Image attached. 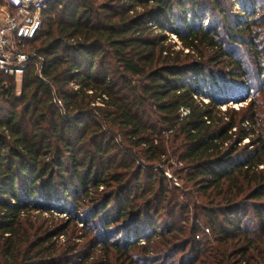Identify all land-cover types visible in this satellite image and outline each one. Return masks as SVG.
<instances>
[{
    "label": "trees",
    "instance_id": "16d2710c",
    "mask_svg": "<svg viewBox=\"0 0 264 264\" xmlns=\"http://www.w3.org/2000/svg\"><path fill=\"white\" fill-rule=\"evenodd\" d=\"M262 33L264 0L52 2L0 81V264H264V48L229 49Z\"/></svg>",
    "mask_w": 264,
    "mask_h": 264
},
{
    "label": "built area",
    "instance_id": "2783aa9c",
    "mask_svg": "<svg viewBox=\"0 0 264 264\" xmlns=\"http://www.w3.org/2000/svg\"><path fill=\"white\" fill-rule=\"evenodd\" d=\"M54 1L58 0H0V81L26 74L35 55L32 42Z\"/></svg>",
    "mask_w": 264,
    "mask_h": 264
},
{
    "label": "rangeland",
    "instance_id": "374dc122",
    "mask_svg": "<svg viewBox=\"0 0 264 264\" xmlns=\"http://www.w3.org/2000/svg\"><path fill=\"white\" fill-rule=\"evenodd\" d=\"M233 3V2H232ZM232 7V9L231 10H233L234 12H236L237 10H238V8L235 6H231ZM261 12L259 11V13H258V15L260 14ZM217 14V13H216ZM209 20H206V21H204V25L206 26V25H208V24H210V23H212L213 22V19H211V21L210 22H208ZM167 34H169V33H167ZM168 37H169V39L170 40H177V37H176V35H174V34H169V35H167ZM257 40V43L256 42H253V43H251L249 46H246V45H244L243 43L241 44V43H238V44H236V45H233V48L234 49H232L231 47H232V45L230 46V48L229 49H231L234 53H235V55H239V57L240 58H243L244 59V61H245V63H247L248 65H254V64H256L255 63V61H253V56L255 55V54H253V56L249 59V61H248V59L246 60V58H247V56L249 55V52H252L253 51V49H256L257 47H261V49H263L264 48V33H262V34H260V38H258V39H256ZM260 45V46H259ZM248 52V53H247ZM253 53V52H252ZM247 55V56H246ZM219 67V66H218ZM218 67H216V68H218ZM250 71H251V68H250ZM23 78H24V76L22 77V76H18V77H15L13 80H15V84H16V94L18 95V96H20L21 95V93H22V83H23ZM244 80V81H243ZM242 81H243V83L245 82V84H246V86H248V87H252V90H250V91H248V92H250V93H245L244 91H242V93L241 94H243L242 95V98H244L241 102H236V101H230V103H228V104H224L223 105V107H225V105L226 106H232V107H235V108H237L236 106H243V105H246L248 102H250L251 101V99L254 97V95H255V93H256V90H257V88L259 87V85H260V82H258V81H255V78H253L252 77V79L250 80V82L249 81H245V79H243ZM262 82L264 83V78H263V80H262ZM250 83V84H249ZM248 89V88H247ZM251 89V88H250ZM237 95V94H236ZM239 95V94H238ZM262 96V95H261ZM239 97V96H238ZM238 101V100H237ZM233 102V103H232ZM241 103V104H240ZM230 104V105H229ZM247 141L248 140H246V142H244V143H247ZM250 148H252V146L250 147ZM175 166H181V164L179 165V164H177V165H175ZM160 168H163L164 170H166V174H167V176L168 177H171L172 178V182H174L173 180H175V182H179V183H182L180 180H178L176 177H172V170L171 169H169L167 166H160ZM150 171V170H149ZM161 221H163V220H161ZM163 224V223H162ZM162 224H160V227L162 228V227H164Z\"/></svg>",
    "mask_w": 264,
    "mask_h": 264
}]
</instances>
